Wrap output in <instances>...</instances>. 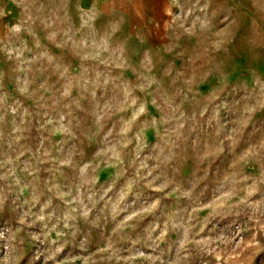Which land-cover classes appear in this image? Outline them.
I'll return each mask as SVG.
<instances>
[{
  "label": "rangeland",
  "instance_id": "1",
  "mask_svg": "<svg viewBox=\"0 0 264 264\" xmlns=\"http://www.w3.org/2000/svg\"><path fill=\"white\" fill-rule=\"evenodd\" d=\"M151 2L0 0V264H264V0Z\"/></svg>",
  "mask_w": 264,
  "mask_h": 264
},
{
  "label": "crops",
  "instance_id": "2",
  "mask_svg": "<svg viewBox=\"0 0 264 264\" xmlns=\"http://www.w3.org/2000/svg\"><path fill=\"white\" fill-rule=\"evenodd\" d=\"M84 1H87V0H84ZM145 1H150V2H151L152 0H145ZM150 7H151V8L148 9V11H151V9H152V2H151V4H150Z\"/></svg>",
  "mask_w": 264,
  "mask_h": 264
}]
</instances>
